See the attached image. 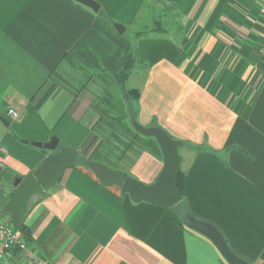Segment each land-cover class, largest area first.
<instances>
[{
    "label": "crops",
    "instance_id": "1",
    "mask_svg": "<svg viewBox=\"0 0 264 264\" xmlns=\"http://www.w3.org/2000/svg\"><path fill=\"white\" fill-rule=\"evenodd\" d=\"M95 1L98 12L74 0H0V165L27 176L49 154L31 143L52 138L78 150L75 166L29 204L30 247L50 264H229L189 227L193 216L264 264V0ZM169 12L180 20L172 33L162 25ZM131 52L147 69L133 119L183 144L184 198L172 209L133 202L86 165L119 149L98 107ZM142 137L155 149L126 172L152 185L165 160L157 139ZM5 264L34 263L13 251Z\"/></svg>",
    "mask_w": 264,
    "mask_h": 264
},
{
    "label": "water",
    "instance_id": "2",
    "mask_svg": "<svg viewBox=\"0 0 264 264\" xmlns=\"http://www.w3.org/2000/svg\"><path fill=\"white\" fill-rule=\"evenodd\" d=\"M74 1L87 6L95 12L100 9L99 3L95 0ZM115 27L119 32L123 33L124 27L122 25L115 24ZM2 121L8 124L5 119H2ZM133 125L143 136L156 138L164 156V170L154 184L146 185L127 175L126 172L111 169L100 162L89 160L86 165L95 173L103 185L121 187L124 193L129 194L133 202H148L157 204L165 209H172L182 201L178 183L181 168L179 148L183 144L172 139L161 128H145L134 119ZM24 142L26 144L30 143L29 141ZM31 144L49 153L36 170L25 177H16L0 165V177L14 187L12 196L5 205V209L16 228L20 231L23 230V218L27 214L32 198L52 189L59 182L65 170L75 166L78 154L77 149L59 147L57 138H52L46 143L33 142ZM189 227L209 238L229 264H250L231 250L224 236L214 225L190 216Z\"/></svg>",
    "mask_w": 264,
    "mask_h": 264
},
{
    "label": "rangeland",
    "instance_id": "3",
    "mask_svg": "<svg viewBox=\"0 0 264 264\" xmlns=\"http://www.w3.org/2000/svg\"><path fill=\"white\" fill-rule=\"evenodd\" d=\"M156 13H158V11H156ZM149 14L152 15V12H150ZM169 15H170L169 20H167L166 16L163 18L162 25L164 26V29L170 33L172 30H168L167 28L168 27L171 29L176 28L177 25L180 24V20L179 21L176 20L175 18L178 16L171 14V12H169ZM172 17L174 18V20L172 19ZM163 26L159 24L156 25V27H160L161 29H163ZM137 62L140 63V61ZM139 66L140 64H136V67H134L132 73L133 75H131L126 81L122 78V76L119 75L115 77L114 82L111 79L107 81L105 85H110V87L107 86V88H105V92L102 95H100L102 99L100 102L101 107H98V109L105 108L109 110L110 115L108 114L102 115L104 123L110 125V129L115 130V132L119 131L122 137L121 139H123V141L122 140L118 141L120 142L119 143L120 146L119 149H117V151L110 152L109 150L104 148L100 149L94 161L105 164L111 169L121 170L123 172L131 171L129 169L135 163V159L137 158L140 152H142L144 149L151 150L153 148L152 142L143 141L144 139H140L136 137V140L131 141L134 137L131 134L130 130L131 129L134 130V129L131 125L130 117L132 116L133 119L134 115H136L135 105L137 104L135 100L136 95L134 90L137 87H139V82L141 81V79L145 75V71L147 70L144 69V67L140 69ZM101 80L104 79L101 78ZM102 89L104 90V88ZM98 131L100 130L97 129L96 133H98ZM138 140L140 141V144H135L138 142ZM124 146H133L132 150L133 152H135V154L131 156L127 155L123 151ZM152 151H154V149ZM121 168H124L125 170ZM7 186H8L7 182L4 181L2 177H0V194L2 191L6 190ZM4 210L5 209H4L3 201L1 203L0 200V211L4 212ZM5 215L8 218H10L8 212H6Z\"/></svg>",
    "mask_w": 264,
    "mask_h": 264
},
{
    "label": "built area",
    "instance_id": "4",
    "mask_svg": "<svg viewBox=\"0 0 264 264\" xmlns=\"http://www.w3.org/2000/svg\"><path fill=\"white\" fill-rule=\"evenodd\" d=\"M8 114L13 120L19 118V112L13 108L8 110ZM0 152L7 153V150L0 145ZM13 251H18L28 262L50 264L30 247L22 232L16 228L12 219L4 215L0 217V264H5L6 259Z\"/></svg>",
    "mask_w": 264,
    "mask_h": 264
},
{
    "label": "trees",
    "instance_id": "5",
    "mask_svg": "<svg viewBox=\"0 0 264 264\" xmlns=\"http://www.w3.org/2000/svg\"><path fill=\"white\" fill-rule=\"evenodd\" d=\"M135 61H136V58H135V55L131 52V53H129V55L127 56V58H126V60H125V62H124V66H123V69L121 70V72L118 74L119 76H122V78L126 81L131 75H132V73H133V69H134V67H135ZM117 75V76H118ZM134 92H135V95H136V98L138 97V91L137 90H134ZM126 123V122H125ZM105 124V123H104ZM102 124L101 125V128H103L105 125L106 126H109L110 127V125H108V124ZM127 124V123H126ZM131 131V134L133 135V139L131 140V141H134V140H136V137L137 138H143L141 135H139V133L138 132H136L135 130H130ZM111 134L109 135V138H107V140L108 139H110L111 137L112 138H115V142L116 143H120V142H118V141H120V140H122L123 141V139H121L122 137H121V134H120V132L118 131V132H115V130H113L112 129V131L110 132ZM135 135V136H134ZM134 144V143H133ZM132 144V145H133ZM135 144H140V141L138 140V142L137 143H135ZM134 144V145H135ZM119 145V144H118ZM153 147V146H152ZM152 149H155V147H153ZM138 157V156H137ZM183 181H184V177H183V175H182V172L180 171V174H179V183H178V190H179V192H180V194L182 195V184H183ZM184 197L182 196V199H183ZM181 203L182 202H180L178 205H176V206H182L181 205ZM188 221V220H187ZM22 232V234H23V236L25 237V239H26V241L27 242H29L30 241V235H29V233L27 232V229H26V227L24 226L23 227V230L21 231Z\"/></svg>",
    "mask_w": 264,
    "mask_h": 264
}]
</instances>
